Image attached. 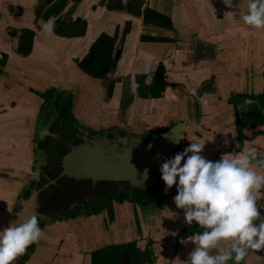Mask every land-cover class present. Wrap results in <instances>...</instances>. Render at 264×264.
I'll use <instances>...</instances> for the list:
<instances>
[{
	"label": "crops",
	"instance_id": "0c3cea01",
	"mask_svg": "<svg viewBox=\"0 0 264 264\" xmlns=\"http://www.w3.org/2000/svg\"><path fill=\"white\" fill-rule=\"evenodd\" d=\"M109 1L112 6L118 2L0 0V229L14 221L16 201L32 173L35 134L54 111L47 104L49 93L56 89L57 97L60 90L73 91L70 86L77 82L86 84L92 102L99 101L103 111L129 99L141 133H160L186 121L179 152L203 139L201 155L207 160L218 161L222 154L247 147L264 155V29L237 22L238 15H224L243 14L247 0H233L232 9L222 0H139L140 16L126 8L110 10ZM77 19L85 22L82 35L47 33L40 23L62 21L66 30L75 32L69 25ZM24 31L31 33L29 45H22ZM102 34H116L113 65L104 79L95 80L79 70L77 61ZM160 62L167 83L162 98L136 97V76L146 75L145 83H150ZM209 84L200 100L188 98ZM231 95L234 100L229 104ZM176 194L174 186L158 203L148 195L147 204L135 205V212L124 205L109 233L101 235L87 225L76 231L71 227L68 250L75 254L63 251L55 258L47 254L61 230L48 226L42 249L27 264H87L77 248L81 242L83 248L89 246L85 230L93 247L115 240L136 243L144 254L143 264H177V257L186 261L194 247L187 237L203 229L195 222L185 223L184 210L173 203ZM257 203L264 216V189ZM182 230L189 235L179 238ZM241 264H264V249L250 253Z\"/></svg>",
	"mask_w": 264,
	"mask_h": 264
},
{
	"label": "clouds",
	"instance_id": "9594fccd",
	"mask_svg": "<svg viewBox=\"0 0 264 264\" xmlns=\"http://www.w3.org/2000/svg\"><path fill=\"white\" fill-rule=\"evenodd\" d=\"M222 3L227 9L234 7L233 0ZM224 15H238L237 22L262 30L264 0H247L243 14L228 11ZM40 23L45 32H52L51 20ZM205 143L203 139L191 142L159 168L165 192L176 186L173 203L184 210L185 223L195 222L203 229L187 237L194 246L187 260H174L177 264H241L250 253L264 249V216L257 203L264 189V155L247 147L211 161L201 155ZM39 219L30 216L0 229V264H13L30 245L39 242L44 235Z\"/></svg>",
	"mask_w": 264,
	"mask_h": 264
},
{
	"label": "flooded vegetation",
	"instance_id": "af4514ba",
	"mask_svg": "<svg viewBox=\"0 0 264 264\" xmlns=\"http://www.w3.org/2000/svg\"><path fill=\"white\" fill-rule=\"evenodd\" d=\"M161 64L164 67V64ZM156 69L153 71L151 76L154 75ZM81 72L87 75L83 71ZM119 81L120 79H118V82ZM151 81L152 77L150 79V83ZM164 82L167 86L166 71ZM206 82H204L203 84H205ZM77 83L78 85H73L72 87H70H74L73 91L71 89L64 90L66 92L64 93L62 92V90H60L59 95H56L57 97H54L56 89H53V93L51 94V97L49 99H52L54 101V111L51 113L50 117H48L46 121L47 125L43 128V130H40L39 132H37V134H35V138H38L40 140V142L38 143V147L41 149L46 150V146L49 145V141L51 140L50 148L48 152L46 151L47 153H50V157H48V160L51 166H57L60 154L68 148V145L79 144V136L86 137L89 140H100L113 139L117 136L121 138L135 137L138 134H141V136L146 140L152 141L156 139L157 135L162 133L153 132L152 134H147L138 131L136 127L138 124V122H136L137 114L136 112H134V110L130 109V105H128L129 99H127L126 101L122 100L120 102L119 108L111 109L109 111H103L100 108V105L98 103L99 101H97L95 104L92 102L93 97L91 98L90 95L86 96L83 95L81 91L79 92V88L82 89L83 87H86L87 92L86 84H84L83 82ZM210 85L211 84L204 86L201 90L200 86L194 93H189L188 98H191L192 101L200 100L205 93L206 88L208 86L210 87ZM135 91V95L136 97H138L136 87ZM233 100L234 97L233 95H231L228 99V103L231 104ZM92 106L94 107L92 108ZM47 133H51L53 134V136H50ZM180 150L181 147L174 150V155ZM33 169L34 166L32 168V171ZM83 188L85 187L77 185L72 187V185H66L65 189L56 191L51 204L60 202L66 203L64 205L55 207L50 215L46 217V219H48L46 222H41L39 220V227L43 230V232L48 226H54L61 229L52 239V244H50L51 247L48 246L46 250L47 254L50 256L53 255L54 258L63 254L62 251L68 250L70 245L72 244L71 237H68L71 234V227L76 231V229H84L85 225H87V229L96 228L92 231H98V233L102 235L104 233L110 232L111 226L115 224L118 212L121 211L124 205H127V207L129 209H132L134 212L136 210V204L133 203L130 199V197L132 196V192L127 186L113 185V187L107 189L105 185H98L94 193H89L87 189ZM28 195V191L22 192L23 198H27ZM69 226L70 229L68 231L64 230ZM85 234L89 246L83 248L85 244L81 242L78 244L77 248L81 252L80 254H82L81 256H83V258L87 257L85 259L86 263L88 260L87 264H91L90 255L92 252L101 249L108 250L112 246L134 244V247L140 251L136 243H120L116 240L109 244L93 247L91 246L92 243L89 239L87 230H85ZM41 239L39 240V242L33 243L27 248L28 254L25 256L23 264H27L30 261L31 256L29 255V253L33 252L34 250H38L39 248L42 249L43 244ZM72 246L77 245L74 244ZM124 252L127 251H122L121 264H124Z\"/></svg>",
	"mask_w": 264,
	"mask_h": 264
},
{
	"label": "water",
	"instance_id": "95a60500",
	"mask_svg": "<svg viewBox=\"0 0 264 264\" xmlns=\"http://www.w3.org/2000/svg\"><path fill=\"white\" fill-rule=\"evenodd\" d=\"M47 104L54 110L52 99ZM46 125L44 122L42 127ZM185 129L186 121L177 122L152 141L141 134L100 140L79 136V144L68 145L60 154L57 166H51L48 160L51 140L44 150L38 147L40 140L34 138L35 165L23 186V192L28 191L29 195L27 198L20 195L17 199L14 221L37 216L41 222H46L55 207L66 203L51 204L56 191L65 189L66 185L85 187L83 189L89 193H94L98 185H105L107 189L113 185L127 186L132 192L130 199L136 205L147 204L148 195L158 203L174 187L165 192L160 165L182 146ZM27 254L26 250L13 264H23ZM29 255L34 258L36 250ZM123 256L124 264H130L128 253L124 252Z\"/></svg>",
	"mask_w": 264,
	"mask_h": 264
},
{
	"label": "trees",
	"instance_id": "16d2710c",
	"mask_svg": "<svg viewBox=\"0 0 264 264\" xmlns=\"http://www.w3.org/2000/svg\"><path fill=\"white\" fill-rule=\"evenodd\" d=\"M73 2H80L81 0H72ZM142 2L139 0H118L115 6H112L111 1L108 2L107 8L110 10H123L126 8L127 12L134 15L140 16ZM53 30L58 36H71V35H82L85 29V22L77 19L69 26L73 27L75 32H69L66 30L67 24L62 21H55L53 23ZM65 30V31H64ZM23 44L29 45L31 33L24 31ZM116 42V34L114 36H108L106 34L100 35L91 45L87 54L83 59L77 61L78 68L86 73L88 76L95 80L104 79L105 75L111 70L113 65V50ZM146 75L136 76V90L137 95L141 99H157L161 98L165 90V70L163 65L160 63L152 76L150 84L145 83ZM53 90L49 93V97ZM189 231L182 230L179 234V238L188 236ZM129 247V248H128ZM125 250L128 252L130 264H143L142 256L144 254L134 247V244L112 246L108 250L101 249L91 253L90 260L91 264H121V254Z\"/></svg>",
	"mask_w": 264,
	"mask_h": 264
},
{
	"label": "rangeland",
	"instance_id": "374dc122",
	"mask_svg": "<svg viewBox=\"0 0 264 264\" xmlns=\"http://www.w3.org/2000/svg\"><path fill=\"white\" fill-rule=\"evenodd\" d=\"M67 87H69V86H67ZM71 87V86H70ZM81 91V93L83 94V95H88L87 94V92H86V87H83L82 89H80L79 88V92ZM84 98V97H83ZM80 237V236H79ZM77 238V237H76ZM78 239V238H77ZM62 251V250H61ZM67 254H75V253H78V252H73V250H64ZM62 253H63V251H62Z\"/></svg>",
	"mask_w": 264,
	"mask_h": 264
}]
</instances>
